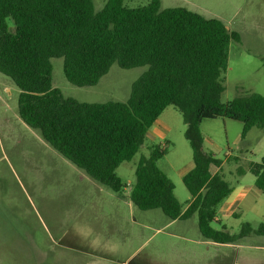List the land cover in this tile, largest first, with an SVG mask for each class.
<instances>
[{"label": "trees", "instance_id": "1", "mask_svg": "<svg viewBox=\"0 0 264 264\" xmlns=\"http://www.w3.org/2000/svg\"><path fill=\"white\" fill-rule=\"evenodd\" d=\"M126 1L131 0H104L95 11L93 0H0V74L18 90L19 118L90 179L118 194L126 186L115 170L134 157L172 106L185 125L193 164L181 178L189 194L186 207L182 210L173 183L157 167L164 150L156 147L140 157L129 201L141 211L159 209L171 221L196 216L201 237L213 243L264 236V224L245 223L237 237L211 226L232 188L219 174L222 161L203 149L200 123L240 122L241 139L252 128L264 132L263 96L221 101L228 48L239 41L238 33L184 8L161 9L159 0L135 8ZM54 58L62 59L64 77L76 87L95 86L114 63L147 70L132 83L125 102L81 103L52 86ZM248 170L256 189L264 191V158Z\"/></svg>", "mask_w": 264, "mask_h": 264}, {"label": "rangeland", "instance_id": "2", "mask_svg": "<svg viewBox=\"0 0 264 264\" xmlns=\"http://www.w3.org/2000/svg\"><path fill=\"white\" fill-rule=\"evenodd\" d=\"M148 2L131 0L125 6ZM159 2L161 9L184 8L216 18L238 33L239 41H230L228 48L223 103L249 93L264 97V0ZM93 5L99 11L104 0H93ZM51 66L52 86L81 103L125 102L132 83L147 70L122 69L114 63L95 86L76 87L65 79L61 58L51 59ZM17 96L15 85L0 74V264H138L144 252L137 258L133 253L142 243L147 253H171L173 244L165 234L177 226L154 235L167 217L159 209L141 211L127 201L140 157L147 158L156 147L164 150L156 165L173 183L182 210L186 207L189 194L181 178L192 166V157L179 112L167 107L157 119L162 133L152 139L147 135L134 157L115 170L126 186L117 194L90 179L26 126L17 113ZM241 129L240 122L223 118L200 123L203 149L222 161L219 174L232 188L227 199L245 190L233 215H220V221L211 224L234 237L245 223L253 228L264 224V191L256 189L248 170L250 163L264 158V132L252 128L241 139ZM192 220L188 229L198 234L196 217ZM236 244V249L207 246V263L218 264L213 257L222 250L221 264H264V236L249 234Z\"/></svg>", "mask_w": 264, "mask_h": 264}, {"label": "crops", "instance_id": "3", "mask_svg": "<svg viewBox=\"0 0 264 264\" xmlns=\"http://www.w3.org/2000/svg\"><path fill=\"white\" fill-rule=\"evenodd\" d=\"M156 125H157V120L149 129L150 132L147 133V135L151 139L154 138L157 134L162 133L161 129L158 128ZM229 156L230 155H228L227 157ZM192 167L193 164L182 174V176L185 175L189 170H191ZM210 171L212 173H215L217 169L211 167ZM244 193L245 190H241L232 199L228 200L229 199L228 198L221 204V206L218 209L219 214L217 215L216 222L220 221L219 220L220 215H222L225 218H228L233 215L234 210L238 208L239 203L242 201V196ZM127 203H129L130 207L133 206L131 202L127 201ZM192 217L187 220L177 219L173 221L167 218L163 226L156 229L154 235L157 234L158 232L161 233V231L167 230L172 226H177V228L172 233L165 234V236L170 239L169 242L173 244L172 247H169L171 253L169 252L166 253L165 255L164 254L160 255L161 251L159 249L154 252L147 253L145 252L144 249V243H142L133 253V254H137L135 256V258H137L139 255H141L144 252V254L142 255V259L139 260L138 264H209L207 263V246L226 248V249L238 248L237 244L224 245V244H217L204 240L198 231L197 220H196V229L198 231V234L196 232H191V230H189L188 227L193 224H189L191 222L188 221H193ZM173 240L175 241L173 242ZM216 254L217 255L213 257V260L219 259L218 264H221L222 261L221 258H223L224 252H222V250H219L218 252H216Z\"/></svg>", "mask_w": 264, "mask_h": 264}, {"label": "water", "instance_id": "4", "mask_svg": "<svg viewBox=\"0 0 264 264\" xmlns=\"http://www.w3.org/2000/svg\"><path fill=\"white\" fill-rule=\"evenodd\" d=\"M227 28V27H226Z\"/></svg>", "mask_w": 264, "mask_h": 264}]
</instances>
